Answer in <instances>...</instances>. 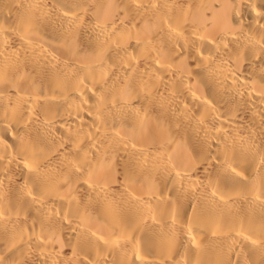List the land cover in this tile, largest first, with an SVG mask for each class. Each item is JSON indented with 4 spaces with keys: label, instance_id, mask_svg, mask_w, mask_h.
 <instances>
[{
    "label": "bare ground",
    "instance_id": "1",
    "mask_svg": "<svg viewBox=\"0 0 264 264\" xmlns=\"http://www.w3.org/2000/svg\"><path fill=\"white\" fill-rule=\"evenodd\" d=\"M0 264H264V0H0Z\"/></svg>",
    "mask_w": 264,
    "mask_h": 264
}]
</instances>
